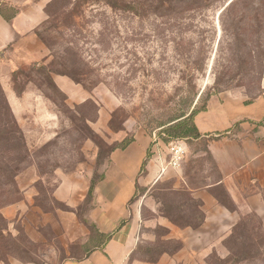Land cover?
<instances>
[{"label": "crops", "instance_id": "obj_1", "mask_svg": "<svg viewBox=\"0 0 264 264\" xmlns=\"http://www.w3.org/2000/svg\"><path fill=\"white\" fill-rule=\"evenodd\" d=\"M47 1L0 0V91L33 160L32 149L52 141L61 125L54 102L22 74L34 68L38 77L49 60L38 34ZM51 77L70 105L90 96L67 75ZM107 119L101 108L92 128L105 135ZM193 122L200 136L191 144L203 147L191 158L190 143L181 140L177 169L166 165L171 142L133 130L125 146L104 158L89 200L92 167L40 172L35 163L23 165L14 176L17 196L0 206V264H264V90L250 99L233 91L212 95ZM131 130L112 132L110 142ZM164 179L197 202L198 220L179 227L144 214V205L154 212L157 206L146 188ZM158 225L178 247L145 258L141 245L155 238L150 230ZM238 236L249 237L250 259L233 261Z\"/></svg>", "mask_w": 264, "mask_h": 264}, {"label": "rangeland", "instance_id": "obj_2", "mask_svg": "<svg viewBox=\"0 0 264 264\" xmlns=\"http://www.w3.org/2000/svg\"><path fill=\"white\" fill-rule=\"evenodd\" d=\"M44 9L38 34L49 60L38 77L34 68L22 74L54 102L61 125L52 141L32 149L35 160L27 159L0 91V206L17 196L14 174L23 165L35 163L40 172L89 166L98 176L106 155L135 129L155 133L166 144L186 140L193 158L202 143L191 144L193 138L181 137L179 128L169 129L182 113L187 116L200 96L196 109L219 93L250 99L264 90V0H48ZM51 73L67 75L90 96L70 105ZM101 108L108 113L105 135L91 126ZM125 128L132 129L125 139L111 143L112 132ZM200 162L202 167L204 157ZM146 193L157 204L155 212L144 205L146 216L161 215L179 227L197 220V206L171 180H159ZM150 231L155 238L141 245L143 257L155 259L178 247L163 238L165 226ZM251 245L249 237L238 236L233 261L250 259Z\"/></svg>", "mask_w": 264, "mask_h": 264}, {"label": "trees", "instance_id": "obj_3", "mask_svg": "<svg viewBox=\"0 0 264 264\" xmlns=\"http://www.w3.org/2000/svg\"><path fill=\"white\" fill-rule=\"evenodd\" d=\"M75 81L77 82H80V80L77 79V77L74 75V74H69ZM201 97V96H200ZM200 97L198 98V100L200 99ZM198 100L197 102L194 104V107L190 110V113L186 116L185 112L182 113L178 118H180L179 120H177L176 122H174V124H172L170 126V130L172 129H175V128H179L180 129V136L183 137V138H197L200 136L199 132L197 131L195 125H194V122H193V117L194 115L201 109H204L206 107V105L204 107H202L201 109H196L195 106L197 105L198 103ZM193 101L194 100H191L190 102V106L193 104ZM7 105V104H6ZM8 107V106H7ZM191 108V107H190ZM9 109V108H8ZM12 116V115H11ZM13 118V117H12ZM177 118V119H178ZM189 120H191V122L189 123ZM13 122L15 123L14 119H13ZM168 129V130H169ZM177 140V139H176ZM180 140V139H178ZM128 143V141L126 143H124L123 145L121 146H114L113 148H116V147H123L125 146L126 144ZM112 148V149H113ZM149 157V155H148ZM147 157V158H148ZM147 159L144 161V165L146 163ZM144 166H142V169H143ZM16 174V173H15ZM14 174V176H15ZM99 178V175L98 176H95L93 175L92 177V181H91V186H90V189H89V192H88V200L90 199L91 197V194H92V190H93V187H94V184L96 183V181L98 180ZM190 202H193L195 203V205L197 206V202L195 201H190ZM198 210V215H197V220L199 218V215H200V212H199V209L197 208ZM85 220V219H84ZM86 221V220H85ZM196 221V220H195ZM152 259V258H151Z\"/></svg>", "mask_w": 264, "mask_h": 264}, {"label": "built area", "instance_id": "obj_4", "mask_svg": "<svg viewBox=\"0 0 264 264\" xmlns=\"http://www.w3.org/2000/svg\"><path fill=\"white\" fill-rule=\"evenodd\" d=\"M185 153L184 148L181 145V140H173L170 144V159L168 165L174 168H179L182 157Z\"/></svg>", "mask_w": 264, "mask_h": 264}]
</instances>
